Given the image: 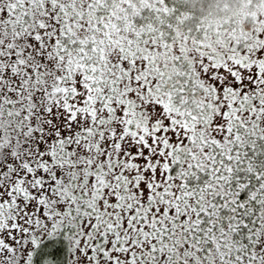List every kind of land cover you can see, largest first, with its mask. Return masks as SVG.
Masks as SVG:
<instances>
[{"label": "snow or ice", "instance_id": "6c2138e0", "mask_svg": "<svg viewBox=\"0 0 264 264\" xmlns=\"http://www.w3.org/2000/svg\"><path fill=\"white\" fill-rule=\"evenodd\" d=\"M0 264H264V0H0Z\"/></svg>", "mask_w": 264, "mask_h": 264}]
</instances>
